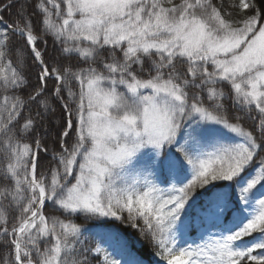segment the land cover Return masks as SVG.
I'll use <instances>...</instances> for the list:
<instances>
[{"label": "snow or ice", "instance_id": "6c2138e0", "mask_svg": "<svg viewBox=\"0 0 264 264\" xmlns=\"http://www.w3.org/2000/svg\"><path fill=\"white\" fill-rule=\"evenodd\" d=\"M120 226L264 264V0H0V264H144Z\"/></svg>", "mask_w": 264, "mask_h": 264}, {"label": "trees", "instance_id": "16d2710c", "mask_svg": "<svg viewBox=\"0 0 264 264\" xmlns=\"http://www.w3.org/2000/svg\"><path fill=\"white\" fill-rule=\"evenodd\" d=\"M16 9L10 10L11 13H15ZM6 17L8 13L5 14ZM49 51H51V42L49 46ZM78 90V89H77ZM56 123L59 122V114H57ZM82 222V221H79ZM125 237L129 239L132 247V251L141 257L144 264H165L166 262H161L160 258L155 254L158 249L155 248L149 241L144 240L138 232L129 229L125 226H120Z\"/></svg>", "mask_w": 264, "mask_h": 264}]
</instances>
